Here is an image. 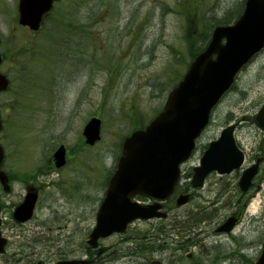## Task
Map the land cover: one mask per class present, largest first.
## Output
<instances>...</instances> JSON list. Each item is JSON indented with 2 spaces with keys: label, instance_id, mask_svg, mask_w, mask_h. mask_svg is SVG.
Listing matches in <instances>:
<instances>
[{
  "label": "rangeland",
  "instance_id": "374dc122",
  "mask_svg": "<svg viewBox=\"0 0 264 264\" xmlns=\"http://www.w3.org/2000/svg\"><path fill=\"white\" fill-rule=\"evenodd\" d=\"M18 1L0 0L1 67L26 84L0 95L2 139L19 178L7 202L17 200L22 179L42 185V196L31 220L6 229L11 244L0 264H252L264 240V162L246 192L239 179L264 156V128L255 120L264 104V49L215 107L182 166L180 189L193 192L191 201L177 207L171 199L168 218L136 219L101 238V252L88 243L124 137L157 114L193 51L215 26L234 22L245 0H61L36 33L18 24ZM95 115L102 138L89 147L83 128ZM243 118L236 136L244 164L230 174L213 171L194 189L191 173L209 142ZM62 143L70 157L58 168L50 159ZM233 213L240 214L233 231H216Z\"/></svg>",
  "mask_w": 264,
  "mask_h": 264
},
{
  "label": "water",
  "instance_id": "95a60500",
  "mask_svg": "<svg viewBox=\"0 0 264 264\" xmlns=\"http://www.w3.org/2000/svg\"><path fill=\"white\" fill-rule=\"evenodd\" d=\"M53 2L21 0L20 23L39 29ZM263 47L264 0H247L244 12L234 24L215 28L208 46L195 57L183 79L171 90L163 110L145 129L135 130L125 139L123 154L97 213V225L90 234L92 246H98L100 237L126 231L128 224L136 218L167 216L166 212L160 211V202L141 204L132 197L142 194L165 200L170 196L180 176V164L190 157L196 139L209 122L212 109L231 87L240 69ZM1 61L0 54V64ZM8 86L9 80L0 71V91ZM257 120L264 127V106ZM234 130L235 125H229L217 140L210 143L201 158V165L195 167L192 181L195 187L203 186L206 177L214 170L229 173L243 164L245 153L236 142ZM84 135L90 144L99 140L101 119L91 118L84 128ZM1 157L0 149V160ZM55 157L58 166L65 164L64 146L57 150ZM261 160L258 158L244 171L239 182L242 190L251 185ZM37 198L36 191L27 195L15 212L18 220L31 218ZM189 199V194H182L177 204L182 205ZM236 221L237 218L231 216L217 230L231 231ZM4 243L0 237V251L4 250ZM74 262L77 261H59L57 264ZM254 264H264V242L262 254Z\"/></svg>",
  "mask_w": 264,
  "mask_h": 264
},
{
  "label": "flooded vegetation",
  "instance_id": "af4514ba",
  "mask_svg": "<svg viewBox=\"0 0 264 264\" xmlns=\"http://www.w3.org/2000/svg\"><path fill=\"white\" fill-rule=\"evenodd\" d=\"M18 14V2H15V9ZM240 125H237V128ZM54 161V159H50V162ZM264 161V156H263ZM1 168L6 172L7 174V184H4L0 181V231H1V237L6 239V251L3 254H0V260L1 256L5 255L6 252H8V246L11 244V240L9 235L6 234V229L8 227L13 226L14 224H17L18 221L15 218L14 211L17 208V206L24 200L25 195L27 194V191L30 187H35L39 190V200L42 196V185H39L35 180H28V179H22L23 182H21L22 191L20 194L17 195V200L12 202V204H9L7 202V199L10 195L15 193V187L16 182L19 180L16 173V168H14L13 161L9 159V156L6 154L4 156L3 162L1 164ZM8 188V189H7Z\"/></svg>",
  "mask_w": 264,
  "mask_h": 264
},
{
  "label": "trees",
  "instance_id": "16d2710c",
  "mask_svg": "<svg viewBox=\"0 0 264 264\" xmlns=\"http://www.w3.org/2000/svg\"><path fill=\"white\" fill-rule=\"evenodd\" d=\"M203 48L204 47H202V48H200V49H195L194 51H193V53H192V55H193V57L196 55V54H198L201 50H203ZM33 52V51H32ZM32 52H31V58H32ZM41 53L42 54H44L42 51H41ZM19 58H20V56H19ZM33 59V58H32ZM33 77H35V75L33 74ZM22 86L25 88V86H26V84H22ZM202 212V211H201ZM201 212H199V213H201ZM207 216V215H206ZM205 216V217H206ZM197 220H198V218H196Z\"/></svg>",
  "mask_w": 264,
  "mask_h": 264
}]
</instances>
